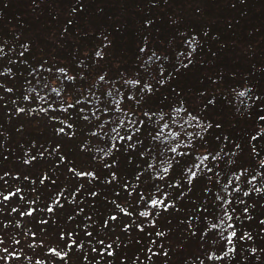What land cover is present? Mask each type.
Instances as JSON below:
<instances>
[{"label": "trees", "instance_id": "obj_1", "mask_svg": "<svg viewBox=\"0 0 264 264\" xmlns=\"http://www.w3.org/2000/svg\"><path fill=\"white\" fill-rule=\"evenodd\" d=\"M178 1L0 0V264H264V7L248 24L246 0H226L236 19ZM129 118L134 148L111 131Z\"/></svg>", "mask_w": 264, "mask_h": 264}, {"label": "rangeland", "instance_id": "obj_2", "mask_svg": "<svg viewBox=\"0 0 264 264\" xmlns=\"http://www.w3.org/2000/svg\"><path fill=\"white\" fill-rule=\"evenodd\" d=\"M237 2L239 0H236ZM244 0H241V3ZM262 1V2H260ZM226 0H218L215 4H213L212 6H219L224 14L227 15H231L234 19L239 18L238 14L236 12H234L233 10L230 11V8H232L231 6H227L225 4ZM234 2V0H233ZM155 5V4H154ZM176 6H179V8L176 7V15H184L186 16V13L193 16V13L195 12V9L197 7H199V9H202L205 12H210V17H215V15L217 13H219L218 9H212L213 11H211L209 4H205L204 0H179L178 3L176 4ZM172 8L175 7L174 5L171 6ZM262 7H264V1L263 0H246V2L243 3L242 5V10H246L249 11V22L248 24H252V17H255V21L254 22H260L261 19H259L258 17L260 16L259 11L262 10ZM217 8V7H216ZM236 9H239L238 7ZM240 10V9H239ZM222 15V14H221ZM244 16V14H242V17ZM248 20V15L245 16V19L243 22H247ZM214 22H218V18L216 17L214 19ZM207 23V22H205ZM209 23V22H208ZM221 24V23H219ZM211 25L210 28L213 32L216 33V36L219 37L222 40H227L231 38V34L238 39V36L235 33H232L229 30H226V28L224 27L223 29V25ZM228 28V27H227ZM252 28V26H250L248 29ZM254 31V30H253ZM243 41V40H242ZM262 43L259 44H254V48L256 50H259L261 48ZM264 50V49H263ZM255 51V50H253ZM227 57H229L232 61V63L229 66H233L234 68H238L240 66H242L241 70H247L249 69V66H251L253 63L256 62V60L258 59V56L253 55L252 57H250L248 59V48L246 45L244 44H239L237 42L234 43V47H233V52H230L227 54ZM236 78V81H245L247 80V76L246 75H242V76H237L234 75ZM248 81V80H247ZM236 82V84H237ZM4 247L6 248V251L9 253V249L13 248L11 243L6 242L5 244H3ZM29 245V244H28ZM21 253H28L27 248L23 247L22 249L20 248Z\"/></svg>", "mask_w": 264, "mask_h": 264}, {"label": "snow or ice", "instance_id": "obj_3", "mask_svg": "<svg viewBox=\"0 0 264 264\" xmlns=\"http://www.w3.org/2000/svg\"><path fill=\"white\" fill-rule=\"evenodd\" d=\"M97 55H100V53L98 52ZM61 71H63V70H61ZM99 79H100V80H103L104 77L101 76V77H99ZM126 83L139 84V81H126ZM161 83H162V81H161ZM144 88H147V89L150 90V86H149V85H144ZM240 95H244V93L241 92ZM132 98H133V97H129V99H132ZM115 104L117 105V110H119L118 106H119V104H120V101H119V100H116V101H115ZM69 106L71 107V105H69ZM103 111H104V112H107V109H104ZM177 111H179V109H177ZM93 115H95V113H93ZM145 115L148 116L149 114H148V113H145ZM87 118H88V117H85V119H87ZM193 119H196V118L193 117ZM260 119L264 120V117H260ZM126 122H127V124L132 125L133 127L129 128V133H130L129 135H127V136H123V135H120L119 129H120L121 127H123V126L125 125ZM136 124H137V121H135V120H133V119H131V118L127 119V121H125V119H120V121H119V123L116 125V127H113V128L111 129V131H112L113 133H115V136L113 137V140H115V141H125V140H127V141H129L127 147H129V148H134L135 145L132 144L131 141H132L133 136L135 135V133H137V132L140 131V128H139V127H135ZM139 124L142 125V124H143V121H139ZM69 127H71V126L69 125ZM162 127H163V128H167L168 125H167V124H164ZM209 127H210V125H209ZM205 130H206V129H205ZM59 131H60V132H63L64 129L61 128V129H59ZM93 134L95 135V133H93ZM170 135H171L172 137H176V136L179 135V133L172 132V133H170ZM188 135L191 136V133H188ZM152 139H153L154 141H155V140H160V139H161V132H157V133L152 137ZM165 139H167V137H165ZM253 139H255V137H253ZM115 147H116V145H115V143H113L112 148H115ZM177 147H178V146H177ZM177 147H171L170 149H168V151H171L172 153H177ZM106 155H107V153H106ZM141 155H143V153H141ZM179 155H186V153H179ZM217 155H218V154H217ZM211 158H212L213 160H215V159H216V156H212ZM61 159H63V157H62ZM207 159H209V156H208V155H204V156L200 157V162H201V164L203 163L204 160H207ZM262 164H264V161H262ZM109 167H111V165H109ZM152 167H153V165H152V164H149V168H152ZM170 167H171V164H169L167 167H163V168H162V171H163L165 174H167L168 171H169V168H170ZM196 167L199 168L200 165L198 164V165H196ZM208 171H211V169H208ZM79 175H89V176H94L93 173H79ZM196 177H197V172H196V171L188 170L187 181H188L189 184H191V182H192ZM158 178L163 179V177H160L159 175H158ZM113 179H115V173H113ZM237 179H239V177H237ZM255 179H256L255 176H253V177H252V180H255ZM42 182H43V181H42ZM229 183H231V181H230ZM225 188H227V185H225ZM255 190H256V191H261L260 189H255ZM234 191H239V188L234 189ZM248 194H249L248 192H245V193H244L245 196H247ZM92 195H95V193H92ZM7 198H8V197H5V199H7ZM218 199H221V198L218 197ZM150 203H151L152 206H160V205H163L164 208H165V210H167L168 207L172 206V205H170V204H166L165 201H164L163 199H156V198L151 199ZM229 203H230V201L222 200V205H223V204H229ZM48 210H49V211H52L53 209H52V208H49ZM13 211H15V209H13ZM122 211H123V210H122ZM244 212H245V213L248 212V208H247V207L244 208ZM140 215H141V216H144V217H147V216L149 215V213H148L147 211H145V212H141ZM116 218H117L116 216H111V219H112V220H115ZM224 218H225V220H231V219H232L231 215L229 214V212H228L226 209L224 210ZM189 219L191 220V217H189ZM105 223H107V222H105ZM262 223H264V221H262ZM223 225H224V220H221V222H220V226H223ZM127 227H128V226L125 225V228H127ZM138 227H139V225H138ZM211 227H212V228H217L218 225H216V224H212ZM227 228L232 229V228H234V226H233L232 224L229 223V224H227ZM141 230H143V229L141 228ZM69 235H71V234H69ZM88 235H91V233H88ZM158 235H162V234H161V233H158ZM236 236H237V233H236L235 230H233V231L229 232L228 235H227L226 237H224V238L227 240L228 244H232V242H233V238L236 237ZM245 237H247V238L250 239V237L248 236L247 233H245L243 236H241L240 239L243 240ZM99 243H100L101 245H104V241H103V240H101ZM71 246H72V245H69V247H71ZM111 247H112L111 245H107V246H106V248H111ZM234 250H235L234 248H229L228 251L224 253V255H227L228 252H231V251H234ZM92 251L97 252V251H99V250L96 249V248H93ZM252 251H255V249H253ZM100 254H101V255H104L105 252H101ZM106 254H107L108 256L113 255V253H112L111 251H106ZM165 255H166V253H165ZM209 258L211 259L212 257H209ZM221 258H222V257H216V259H221Z\"/></svg>", "mask_w": 264, "mask_h": 264}]
</instances>
